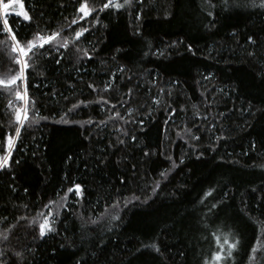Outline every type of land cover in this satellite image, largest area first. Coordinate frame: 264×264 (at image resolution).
I'll list each match as a JSON object with an SVG mask.
<instances>
[{
  "label": "trees",
  "instance_id": "trees-1",
  "mask_svg": "<svg viewBox=\"0 0 264 264\" xmlns=\"http://www.w3.org/2000/svg\"><path fill=\"white\" fill-rule=\"evenodd\" d=\"M78 2L22 0L32 22L8 17L18 38L32 39L37 29L44 36L54 31L61 35L52 48L46 45L41 50L51 51V56L33 57L34 66L28 71L29 107L35 106L29 115L38 122L22 130L11 167L0 171V217L8 218L0 225V240L7 235L4 229L18 224L11 242L35 250L24 264H75L86 249L97 251L89 264L93 260L95 264H200L215 247L214 235L239 231L244 244L254 242L255 235L264 231V81L257 76L264 65V9L254 7L253 0H230L229 6L223 0H140L138 4L133 0L131 8L99 13V24L92 28L97 13L71 25ZM86 2L90 9H98L103 0ZM210 23L215 26L206 28ZM81 27L90 30L77 43L72 38ZM137 29L139 36L134 35ZM249 35L258 46L248 44ZM0 40L7 41L0 44L2 79L12 53L7 36L0 34ZM65 40L70 45L67 54L63 48L55 51ZM179 40L183 43L171 47ZM189 45L195 55L187 51ZM84 50L92 60L83 56ZM158 50L163 55H146ZM248 51H255L256 57L249 58ZM209 73L211 77L204 80ZM109 82L113 86L104 92ZM89 83L98 91L89 89ZM102 98L109 101L103 111L95 103ZM9 99L14 96L0 95V126L5 132ZM78 101L93 103L69 113ZM113 104L116 109H111ZM249 104L251 112H244ZM129 108L132 112L126 115ZM113 112L124 120H110ZM62 115L79 123H57ZM89 119L92 124L86 123ZM221 134L227 138L217 141ZM145 151L154 155L145 158ZM16 160L21 161L19 166ZM173 161L178 167L163 180L159 173L171 169ZM156 180L162 181L160 194L153 197L151 207L141 208L135 201L127 209L121 207L122 222L106 231L110 216L116 214L111 205L117 200L123 205L134 195H150ZM74 184L81 185V197L67 192ZM209 188L216 191L215 199H207L208 206L224 191L229 198L219 211L206 215L199 200ZM49 200L53 204L44 209ZM47 211L60 213L57 232L41 240L39 224L46 223ZM17 217L26 219L18 222ZM97 218H101L97 224L90 222ZM28 221L35 226V240L26 235L33 231ZM153 242L163 259L154 251L133 257L142 243ZM243 259L247 261L246 256Z\"/></svg>",
  "mask_w": 264,
  "mask_h": 264
},
{
  "label": "snow or ice",
  "instance_id": "snow-or-ice-1",
  "mask_svg": "<svg viewBox=\"0 0 264 264\" xmlns=\"http://www.w3.org/2000/svg\"><path fill=\"white\" fill-rule=\"evenodd\" d=\"M140 0H136V3L138 4ZM225 6H229L230 0H223ZM216 5H212V7H215ZM232 6H238V5H232ZM253 6L258 7L260 9H264V0H259V3H255V0H253ZM133 7V0H123V3H118L117 0H103L101 6L97 9L95 7H92L90 9L89 4L86 2V0H79L78 6L75 8L76 17L72 19L71 25H75L79 23L80 21L85 20L86 18L90 17L93 13H97L96 19L92 21L91 27L95 28L97 24H99L100 16L99 13H104L106 10L114 9L116 11H119L123 8H131ZM19 8V11H16V9ZM10 15H15L18 18H21L23 22L31 23L32 22V15H30L29 11L24 8V5L22 3V0H0V34L6 35L8 38V41L11 42V48L10 51L12 53V59H11V66L7 70V76L5 78L0 79V95L7 94L9 96H14V100L9 99L7 105H5V109L8 111V115L10 117L8 128L9 130L5 132L3 130V127L0 126V137L3 138V143L0 144V150L3 152V156L0 157V171H3L6 168L11 167V161L13 159V153L16 150L17 144L20 142V137L22 130L28 126L30 127L31 124L37 123L38 120L36 119H30V113L35 112V106L34 103L31 107H29V98H28V71L31 67L34 66L33 57L40 56L44 57L45 54L48 56H51V51H41L42 49H45V46L47 45L49 48H52V45L54 42H57V37L61 35L60 32H52L50 35L44 36L42 35V30L37 29L33 35L32 39H28L27 37H20L18 38V33L13 29L11 24L9 23L8 17ZM207 15L211 17L213 15L212 11H208ZM41 16H43V13H41ZM135 19L139 21L141 19V15L139 12L135 14ZM69 25V27H71ZM214 23H210L209 25H205V27H214ZM88 27H81L79 30L75 32L74 37L72 38L75 42H79L82 37H85V34L89 32ZM141 33L137 29L134 31V35L139 36ZM235 33H233L234 35ZM39 41V43L37 42ZM248 44L250 46L256 47L258 46L257 40L253 38L252 35H249L247 37ZM7 43V41L0 40V44ZM180 43L182 44L183 41H173L171 44V47H176V45ZM150 46V45H149ZM69 42L65 40L63 44H60L59 47L55 48L54 50L59 52L61 48L65 49V54H67L69 50ZM77 51H80V49H77ZM91 51L94 53L96 51L95 46H92ZM117 52H120L121 50L118 48L116 49ZM187 51L195 55V52L193 51V47L191 45L188 46ZM211 51V50H210ZM163 55V52L157 51L156 53H146V55ZM83 56L87 57L89 60H92L93 57L89 54V51L84 50ZM247 56L249 58H255L256 52L255 51H248ZM61 60L57 59L56 63L60 64ZM78 71V69H77ZM120 71L123 72L124 68L121 67ZM40 75L43 76L44 73L40 72ZM211 73L204 76V80H208L211 77ZM257 76L261 79V81H264V65L261 66L260 70L257 72ZM155 83V81H153ZM112 83L109 82L105 85V88L103 89L104 92H107L110 88H112ZM73 86L69 84V88H72ZM89 89H91L93 92H97V88L93 86V84L89 83L87 85ZM131 89H129V93H131ZM163 91V90H161ZM217 91H221L220 89H217ZM53 95H55V91L53 92ZM203 95V93H201ZM65 100L68 99V97H64ZM92 101H78L76 104H73L71 108L68 109L69 113L74 112L77 108H79L81 105L84 107H88ZM95 103L101 105V110H105V106L109 104V101L107 99H100L95 101ZM124 104H127L128 101H124ZM117 105H111V109H116ZM252 105L249 104V107L243 108L242 110L244 112H251ZM132 109H128L127 114H131ZM221 116L224 115V113H220ZM253 115H256L253 113ZM39 120H46L47 117H38ZM110 120L120 119L124 120V117L120 115L119 112H113V115L109 117ZM127 123V121H124ZM57 123L62 124H70V123H79V121H70L67 119L66 115H62L60 120L57 121ZM88 124H92L93 121L89 119L86 121ZM106 121H100V125H105ZM141 124L143 121L140 122ZM167 124L168 121H165ZM99 126V125H98ZM14 128V132L11 130ZM117 132L120 131L119 128L116 129ZM211 127L209 128V131H211ZM127 133H125V136ZM179 135V133H178ZM227 137L223 134L216 137L217 141L225 140ZM85 139H88V137H85ZM133 141L136 140V137H132ZM193 140H199V137L193 135ZM119 143L121 145L125 144V140H119ZM251 148L255 150L256 145L255 143L251 144ZM215 146L213 147V151H215ZM248 153L245 152L244 155H247ZM150 155H154V153H150L149 151L144 152V157L148 158ZM202 155V154H201ZM199 158V157H197ZM69 160H71V157H68ZM169 160L172 159V157H168ZM235 162V161H233ZM184 160H180V164H183ZM21 164L20 160H16V165L19 166ZM178 165L173 161L171 165V169H168L166 171H161L159 173L160 177L163 178V180L168 179V172L172 171L173 169H176ZM255 167V166H254ZM264 168V166H261ZM161 180H156L154 182V186L151 188V194L146 195L143 198L141 196H133L131 198H125L123 205H121L120 201L117 200L113 205H111V209L116 214L110 216L109 221V227L106 228V231L111 232L113 228L117 226L119 222H122V216L120 214V209L123 207L124 209H127L129 205H132L133 202H137L141 208H148L151 207V203L153 201V197L156 195H159L160 192L158 191L161 188ZM12 191L15 192L16 188L13 187ZM27 191V189H25ZM75 191V195L77 197H81L83 195L81 185L80 184H74L73 187H70L67 189V192L73 193ZM216 191L215 188H209L207 191L203 193V195L200 197L199 203L201 205L205 206V214H213L215 211H219L220 208L218 206L223 205L224 202L229 198V194L227 191H224L223 196L220 198V200H217L216 202L210 203V206H208V203H206L207 199L209 197H213V193ZM253 192L258 191V189L253 188ZM215 199V197H213ZM53 204V201L49 200L47 204H44V209H49L50 206ZM27 207V205H25ZM39 215V214H38ZM60 215L59 211L53 213L52 211H47V214L43 216V219L46 223H40L39 224V231H38V238L43 240L44 237L51 233H56L57 228L55 227L56 224V217ZM103 217V214H101V218ZM92 219L90 222L92 224H97L98 220ZM26 219L25 217H17V221ZM8 218L6 216L0 217V225L7 223ZM47 224V227H46ZM17 225H9L7 229H4V232L7 233V235L3 236V239L0 240V264H24V261L27 259V255L33 254L34 249L31 247H27L26 245H22L21 242L17 241V243L13 244L11 242V237L14 235L13 229L14 227H17ZM28 226L32 227V232H27L26 235L33 236V240L37 239V236L33 235V232L36 231L35 226L32 224L31 221H28ZM163 231V229H162ZM213 239L215 240V247L209 249V254H205L203 256L202 261L200 264H264V231L260 232L259 235H255L254 242L249 241L248 244L243 243V234L239 231L225 234L223 237L220 236H213ZM101 244H103V241H101ZM61 247H64L61 245ZM102 252V248L99 249ZM154 251L158 256H160L163 259V253L161 251V248L158 246L156 242H153L151 244H144L142 243L139 248L136 249V252L133 253V257L136 258L137 256H143L146 252ZM241 253H243V256L247 257V261H244L243 256H241ZM181 256L184 255V253H180ZM89 257L95 258L97 257V251L93 250L89 252L87 249L85 250L84 256L78 257L75 260V264H89ZM93 264H95L93 260Z\"/></svg>",
  "mask_w": 264,
  "mask_h": 264
},
{
  "label": "rangeland",
  "instance_id": "rangeland-1",
  "mask_svg": "<svg viewBox=\"0 0 264 264\" xmlns=\"http://www.w3.org/2000/svg\"><path fill=\"white\" fill-rule=\"evenodd\" d=\"M16 11H19V8H17Z\"/></svg>",
  "mask_w": 264,
  "mask_h": 264
}]
</instances>
